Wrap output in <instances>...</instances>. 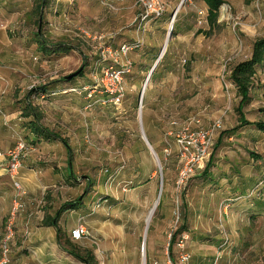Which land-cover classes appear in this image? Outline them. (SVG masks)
I'll return each instance as SVG.
<instances>
[{
    "label": "rangeland",
    "instance_id": "1",
    "mask_svg": "<svg viewBox=\"0 0 264 264\" xmlns=\"http://www.w3.org/2000/svg\"><path fill=\"white\" fill-rule=\"evenodd\" d=\"M112 1L114 9L111 10L100 0H84V3L82 0H50L39 20L48 50H52L50 55L38 50L35 38L38 31L35 8L39 0H13L2 4L7 8L11 4L14 10L8 14L3 7L5 10L0 13V20H5L0 34V59L10 62L12 74L23 81L25 93L43 85L49 93L70 87L81 90L44 99L33 94L30 101L42 113V123L67 140L74 181L86 184L82 189L83 199L80 195L73 206L79 204L94 212L104 206L109 214L105 215L110 224L108 233L117 238L124 227L131 238L129 241L127 237L125 245L113 238L110 246L114 254L108 260L105 255H98L100 262L133 264L128 256L132 244L137 249L134 264H167L168 257H175L174 247L171 255L168 254L169 235L163 237L157 228L159 209L156 207L151 219H147L157 202L161 181L160 206H170L171 194V231L180 228L184 208H187L185 228L197 227L193 236L187 234L186 249L195 254L193 257L190 253V264H205L196 252L200 245L208 243L206 241H211L210 245L213 242L201 235L208 208L211 209L208 216L217 221L215 206L220 207L222 202L228 205L225 206L228 216L223 217L228 220L229 206H233L236 197L242 199L237 204L264 206V133L253 126L241 130L236 111L240 98L229 80L230 70L250 59L254 42L264 40V0L258 3L257 0H224L218 25L212 29L206 21L207 7L203 0H158L162 14L142 24L141 28L137 18L143 6L138 0ZM222 8L227 10L223 16ZM75 27L82 31L72 29ZM169 30L171 35L166 45ZM99 35L105 38L102 44L94 40ZM107 44H111L112 52L122 45L131 47L127 57L133 68L125 78L124 97L116 104H102L106 95L93 84V78H102L107 65V61H100L102 48ZM158 59L139 110L141 90ZM79 70L83 72L81 76L69 82L65 80ZM259 72L250 91L252 101L242 110L248 122H264V67ZM20 103L25 108V99ZM191 118L200 119L202 128L219 119L221 126L204 167L191 176L187 192L181 196L175 187L182 166L175 135ZM25 122L27 119L15 131L14 142L26 141ZM141 129L157 159L142 138ZM65 150L59 141H53L45 153L58 157L65 154ZM235 166L243 167L242 177L234 171ZM245 176H252V184L245 181ZM245 187L248 188L242 198L231 194L236 193L232 190ZM223 207L220 208L223 210ZM135 214L143 215L140 223H133ZM221 228L226 232L224 226ZM237 228L243 231L242 241L235 240L236 258L229 263L264 264V221L254 219L245 225L242 222ZM214 230L213 226L211 233L206 234L213 235ZM209 259L206 264L222 261L220 255L215 257L214 254ZM228 260L227 257L223 263L228 264Z\"/></svg>",
    "mask_w": 264,
    "mask_h": 264
},
{
    "label": "crops",
    "instance_id": "2",
    "mask_svg": "<svg viewBox=\"0 0 264 264\" xmlns=\"http://www.w3.org/2000/svg\"><path fill=\"white\" fill-rule=\"evenodd\" d=\"M12 1L13 0H0V13L6 9L7 13L9 12L8 14H12L14 8L12 9L13 6L11 4H8V8L7 6H1L2 4ZM83 1L84 0H82V2ZM85 8L87 10L89 6ZM26 12H28V10H26ZM3 21L5 20H0V34H2L4 29L2 28ZM72 29L75 30L77 27ZM84 29L85 28H83V30ZM10 66L11 64L8 60L3 61L0 59V154L2 155L12 149L16 144L17 140L14 142V133L18 128H21L22 121L24 120V118H21V114L24 112V106L20 101L25 99L28 95L27 92H24V87L22 88L23 81L20 80V77L12 74V68ZM262 67H264V64L257 67V76L258 73H260L259 69ZM3 68H6V71H4ZM255 78L258 79L256 76ZM262 82H264V80H262ZM253 122L255 121L251 123ZM250 127H252V125L244 126L241 130ZM21 131L24 132L25 130ZM26 136L27 144L32 147V151L22 157L21 167L16 178L22 194L15 189L12 180L6 175L4 170L5 160L3 157H0V241L3 237L7 220L15 202L20 204V209L15 216V235L10 246L11 253L9 264H84L62 250L57 240L59 237L57 230L60 231V234L70 237V231L79 225L86 227L90 238L73 241V243L81 250V253L85 250L91 251L98 264H103L102 261L100 262L101 255H105L108 260L114 254L112 251L113 248L110 246V242H113V238L117 239L118 243L126 244L128 236L125 232V228L123 227L121 229L116 238L107 231L109 230L110 224L109 221L105 220V215L109 216V214H106L104 211V206L101 210L96 212H93V210L90 211L85 206H79V204L78 206H73L80 195H82L81 200L83 199L85 193H82V189L86 184L83 182L80 184L75 183L78 182V180L74 181L72 166L69 163L68 151L65 150V154L59 155L58 157L49 154V152L45 153V150L49 149L53 144L52 140L47 141L39 139L30 132H28ZM242 168L241 166H235L233 169L242 177ZM69 169H71V175L69 174ZM245 179H247L245 180L246 182H249V184L251 182L252 184V176H245ZM247 188L248 187H245L243 190L236 188V190H232L236 193L231 194H237V196L241 197ZM169 197L170 206H159L156 219L157 228L160 230L163 237L167 234L169 235L173 228V206H171L170 193ZM99 199L98 197L97 201ZM238 199L237 197L233 199V206H229L230 217L228 220H224V218L228 216L227 211L222 210L220 208L221 206H215V211H217L219 218L224 217L222 222L219 221V218L217 221L214 219L212 220V217L208 216L210 215L211 209H207L205 213L207 219L203 228L204 232H202L201 235H203L204 238L207 237L213 240V246H211L212 244H208L211 241H206L208 243L200 245L199 252H196V255H199L201 259L205 260V264L206 260L210 261L209 258L212 254H214L215 257L220 255L222 261L219 260L218 262V260H216V264H226L223 263V261L226 260L227 257L229 258L227 263L231 264L229 262L236 258L235 240L241 242L243 235V231L239 230L237 225L242 222H244V225L246 223L251 224L254 219H261V221H264V206L248 205L247 202L245 204H237L238 201H242V199ZM186 212L187 208H184L183 222L179 230L182 229V233L191 234L193 236L197 227L192 229L185 228V225L188 223ZM257 216H259V218ZM142 217V214L133 215V223H140ZM218 221L220 225L222 223V226L225 227L226 232L224 233L226 237L222 234V226H219L220 230L218 229ZM147 223L148 222H146V224ZM213 226L216 228L214 234L207 235L206 233H211V228ZM225 238L229 240L227 245H223ZM92 239L96 241L99 253L97 252L98 248L92 244ZM128 240L130 241L131 238L128 237ZM209 251H211V253H209ZM190 253L195 257V254L192 252ZM123 255L125 257L127 256L125 246L123 247ZM136 255V246L132 244L128 250V256L133 260V264Z\"/></svg>",
    "mask_w": 264,
    "mask_h": 264
},
{
    "label": "built area",
    "instance_id": "3",
    "mask_svg": "<svg viewBox=\"0 0 264 264\" xmlns=\"http://www.w3.org/2000/svg\"><path fill=\"white\" fill-rule=\"evenodd\" d=\"M103 6H106L108 9H114L112 0H100ZM125 1V0H120ZM259 0H257L258 3ZM143 6L141 9V13L138 16L139 28L142 27V24L152 20L153 18H157L163 12V9L158 3V0H138V3ZM258 8V6H257ZM224 12L222 14L225 15L227 13L226 9L221 10ZM81 30L82 29H77ZM76 30V31H77ZM83 37L87 39L86 33L82 32ZM80 34V33H79ZM112 37V36H110ZM91 39V38H90ZM103 35L95 36L94 40H97L100 44L104 40ZM112 39V38H110ZM109 39V40H110ZM89 40V39H87ZM139 41L137 42V46L139 45ZM104 46V45H103ZM111 44H107L102 48V58L101 62L107 61V65L103 68V76L99 80H95L93 78L94 86L100 87L101 94L106 95V101H101L104 103H118L125 94V78L131 74L133 63L128 59V53L131 50V47L128 45H122L115 52L111 50ZM109 62V63H108ZM87 88H84V91H87ZM81 90H78L75 87L65 88L62 90H56L52 92H48L47 94H40L39 97L44 99L47 96H56L60 93L70 94V93H80ZM96 91V89H95ZM227 111L223 113L226 114ZM200 119L191 118L187 122H185L182 126H180L179 131L175 135V142L178 148V157L182 164L181 169L178 173L175 187L176 193L181 195L187 192L188 182L193 176V174L200 168L204 167V161L209 155V151L213 147V140L216 137L217 131L221 126V119L213 122V124H209L206 128H202ZM32 151V147H30L26 141L18 140L15 146L8 150L5 154H0V157H3L5 160L4 170L6 175L10 177L13 182V186L17 191L22 194L21 188L16 181L18 176L19 169L21 167V159L28 152ZM225 210L224 202L220 204ZM20 209V204L15 202L10 216L7 220L5 231L3 237L0 241V264H9L10 263V253H11V242L14 239V222L17 211ZM94 212V210H93ZM176 232L172 230L169 234V241L172 234ZM224 237H226L225 233L222 232ZM70 238L72 241H79L83 239H89L90 235L85 226L79 225L75 229L70 231ZM189 237L186 233H181L176 237L174 250L175 257H168L167 264H190L191 255L186 249V243ZM92 244L98 248V245L95 240H91ZM168 241V243H169ZM228 240L225 238L223 245H227ZM168 247V246H167ZM99 253V248L97 249ZM157 264V263H155Z\"/></svg>",
    "mask_w": 264,
    "mask_h": 264
},
{
    "label": "trees",
    "instance_id": "4",
    "mask_svg": "<svg viewBox=\"0 0 264 264\" xmlns=\"http://www.w3.org/2000/svg\"><path fill=\"white\" fill-rule=\"evenodd\" d=\"M50 0H39V4L35 8V13L38 14L37 20V29L38 31L35 34L36 42L38 44V50L42 51L45 55H50L52 50H48V45L45 42V37L41 33V27L39 24V20L41 21L43 18V9H45ZM204 4L207 7V16L206 21L209 26V29L214 28L218 25V20L220 16V8L225 4L224 0H203ZM202 33V32H198ZM60 49V48H59ZM65 49V48H62ZM264 64V40H256L252 47V54L249 60L240 62L236 64L231 70L229 74V80L234 84L237 89V94L240 98L236 111L239 115V124L240 127L252 125L256 129L259 130L260 133H264V122H248L242 112L244 106L251 102L250 91L253 86L254 78L257 74V67ZM83 72L81 71L78 76H81ZM68 83V82H67ZM48 88L43 85L39 87L31 88L27 97L25 98L26 106L24 108V112L22 113V118L27 119V122L23 124L24 129H27L33 136L43 139V140H52L59 141L63 147L68 151L69 154V163L72 166V153L70 147L67 143V140L62 138L59 134L51 130L49 127L45 126L42 123V113L37 110L34 106H32L30 97L33 94H47ZM59 89V88H56ZM220 142V141H219ZM218 142V143H219ZM30 146V145H29ZM31 147V146H30ZM71 205V204H70ZM160 206H157V208ZM56 226V224H55ZM182 229L176 230L170 238L168 243V254L171 255L172 247L175 244L176 237L181 234ZM59 233L58 244L60 248L66 251L69 255L75 257L80 260L84 264H98L95 259L94 254L91 251H83L73 243L70 237L64 236Z\"/></svg>",
    "mask_w": 264,
    "mask_h": 264
},
{
    "label": "water",
    "instance_id": "5",
    "mask_svg": "<svg viewBox=\"0 0 264 264\" xmlns=\"http://www.w3.org/2000/svg\"><path fill=\"white\" fill-rule=\"evenodd\" d=\"M175 16H176V11L173 13L172 18H171V28H172V25H173V21H174ZM170 35H171V33H170V31H169V32H168V36H167V40H168V38L170 37ZM158 62H159V59L157 60V62L155 63V66L152 68V70H151L150 73L148 74V77H147V79H146V81H145V83H144V86H143L142 90H141V93H140V100H139V110H140V108H141V103H142L143 95H144V92H145V87H146L147 82H148L149 78L151 77V75H152L154 69L156 68ZM81 70H82V69H81ZM81 70H79V71H77V72H75V73H73V74L67 76V77L65 78V80L68 81V82L71 81L74 77H77V76L80 74ZM141 132H142V135H143L142 138L145 140L146 144L150 147V149L152 150V153L154 154L155 158L157 159V156H156V154L153 152V149L151 148V145L146 141V139H145V135H144L142 129H141ZM161 175H162V174H161V169H160V176H161ZM161 191H162V182L160 181V189H159L158 199H157V202H156V204H155V206H154V208H153V212L155 211V209H156V207H157V205H158V203H159V199H160ZM153 212H152V214H153ZM152 214H151L150 218L152 217ZM146 228H148V223L146 224Z\"/></svg>",
    "mask_w": 264,
    "mask_h": 264
},
{
    "label": "bare ground",
    "instance_id": "6",
    "mask_svg": "<svg viewBox=\"0 0 264 264\" xmlns=\"http://www.w3.org/2000/svg\"><path fill=\"white\" fill-rule=\"evenodd\" d=\"M174 20H175V18H174ZM173 23H174V21H173ZM169 31H170V30H169ZM168 39H169V38H168ZM167 42H168V40H166V45H167ZM166 45L164 46V48H163V50H162V55H163L164 52H165ZM152 212H153V211H152ZM151 214H152V213H151ZM151 214H150V216H151ZM150 216L148 217V220L151 219Z\"/></svg>",
    "mask_w": 264,
    "mask_h": 264
}]
</instances>
